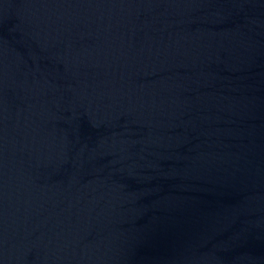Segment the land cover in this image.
Instances as JSON below:
<instances>
[{"label": "water", "instance_id": "1", "mask_svg": "<svg viewBox=\"0 0 264 264\" xmlns=\"http://www.w3.org/2000/svg\"><path fill=\"white\" fill-rule=\"evenodd\" d=\"M0 264H264V0H0Z\"/></svg>", "mask_w": 264, "mask_h": 264}]
</instances>
